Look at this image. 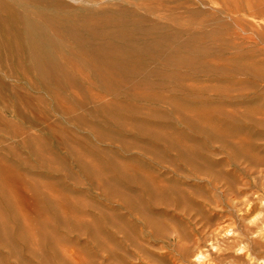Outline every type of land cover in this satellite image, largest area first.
<instances>
[{"label":"bare ground","instance_id":"obj_1","mask_svg":"<svg viewBox=\"0 0 264 264\" xmlns=\"http://www.w3.org/2000/svg\"><path fill=\"white\" fill-rule=\"evenodd\" d=\"M81 1L0 0V264H68L63 238L94 252L126 223L167 238L220 164L264 163L263 32L191 0ZM223 1L241 28L257 11Z\"/></svg>","mask_w":264,"mask_h":264},{"label":"rangeland","instance_id":"obj_2","mask_svg":"<svg viewBox=\"0 0 264 264\" xmlns=\"http://www.w3.org/2000/svg\"><path fill=\"white\" fill-rule=\"evenodd\" d=\"M116 1L133 5L136 0ZM249 1L257 11L264 10V0ZM170 4H174V0H170ZM192 8L203 15H219L232 23L231 29L244 34L253 32L257 39L256 31L264 33V13L243 8L236 13L243 20L244 27L241 28L233 23L235 13L228 12L223 0H191L183 5L180 13L187 15ZM233 97L240 98L238 95ZM232 108L234 105L227 106V109ZM125 155L129 157L132 154ZM215 158L221 161L226 155L219 152ZM241 166L247 169L244 174L237 172L231 164H220L217 167L221 171L219 187L211 194L214 197L212 206H206L204 211L194 210L193 221H180L179 231L170 229L169 237L155 240L144 228L143 237L135 238L130 234L129 223H126L125 233H116L113 240L102 238V245L94 252L82 250L83 246L89 245L87 236L81 235L76 241V234L72 233L69 239L63 238L58 242L61 256L66 257L68 264H264V163L255 166L243 160ZM230 169V176L223 173ZM82 188L86 189V184H82ZM91 192L96 200L102 201L98 191ZM121 212L127 213L125 209ZM186 248L188 254L182 252ZM200 251L207 263L198 260Z\"/></svg>","mask_w":264,"mask_h":264}]
</instances>
